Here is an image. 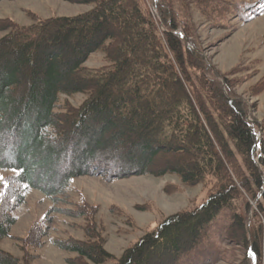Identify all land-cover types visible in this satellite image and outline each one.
Masks as SVG:
<instances>
[{
    "label": "trees",
    "instance_id": "1",
    "mask_svg": "<svg viewBox=\"0 0 264 264\" xmlns=\"http://www.w3.org/2000/svg\"><path fill=\"white\" fill-rule=\"evenodd\" d=\"M64 1L93 8L76 16H34L29 26L0 19V169L16 172L0 195V241L12 238L13 211L25 202L17 184L37 188L57 204L77 177L172 174L187 186L209 184L208 195L200 207L165 217L119 257L105 248L98 206L83 199L73 207L54 206L24 238H14L20 258L0 248V264H31L37 258L31 250L44 246L54 213L83 220L84 239L53 241L75 254L67 264H213L225 253V240L244 248L243 264H259L264 126L258 140L247 104L208 64L192 25L180 24L172 0L155 4L162 32L143 0ZM203 5L210 12L222 5L242 19L255 12L249 2ZM97 51L107 64L84 66ZM77 94L85 95L80 106L60 105L61 95ZM108 151L124 162L107 166L97 159ZM65 155L74 156L68 163L74 167L53 182ZM167 155L174 160L155 171V160ZM38 171L46 173L47 184ZM251 202L260 213L253 214L258 223L252 226Z\"/></svg>",
    "mask_w": 264,
    "mask_h": 264
},
{
    "label": "rangeland",
    "instance_id": "2",
    "mask_svg": "<svg viewBox=\"0 0 264 264\" xmlns=\"http://www.w3.org/2000/svg\"><path fill=\"white\" fill-rule=\"evenodd\" d=\"M143 1L162 32L155 5L157 0ZM207 1L210 0H172L180 24L187 20L192 25L201 53L206 57L208 64L220 73L222 82L224 79L229 80L233 96L247 104L248 120L257 122L259 127H256V131L258 139H261V129L264 126V0H232L253 5L255 12L247 13L244 19L229 9L224 11L222 5L211 12L206 9L204 11L202 7ZM92 8L93 5L74 4L64 0H2L0 19H10L20 26H29L33 23L34 16L40 19L76 16ZM4 34L0 32V38ZM106 64L103 52L97 51L90 56L84 66L96 69ZM223 92L228 94L225 86ZM84 99L85 95L82 94L61 95L60 105L69 102L78 107ZM108 152L105 155L100 153L97 159L107 163V166L110 161L114 164L117 160L123 161L118 152ZM73 158V155L63 157L62 163L55 169L56 177L53 182L72 170L74 166L68 163L72 162ZM174 158V155L158 157L154 170L156 171L164 162L173 161ZM15 174L13 170L0 169V177L4 178L0 181V195L5 179ZM38 174L46 184L49 182L46 173L38 171ZM15 186L22 190L25 202L13 211L17 222L11 231L12 238L0 241V248L20 258L22 252L14 238H24L30 227L42 221L51 207H73L81 199L98 206V221L104 230L105 248L119 257L127 247L147 231L155 228L165 217L200 207L207 199L210 185L202 183L187 186L178 176L172 174L165 176L147 174L115 180L86 175L73 179L65 195L60 196L61 202L57 204L37 188H29L23 184ZM243 196L238 201L240 210L244 208V199L248 198L246 194ZM251 205L253 212L250 211L248 215L250 226L258 223V219L253 215L258 212L255 202H251ZM258 215L260 216V213ZM82 225L81 219L54 213L53 220L48 226V235L44 239V246L31 250L37 256L31 264H67L66 259L74 257L75 254L57 248L53 241L69 237L84 239V233L80 229ZM220 245L225 253L213 264H243L246 256L244 248L229 240ZM259 264H264V259Z\"/></svg>",
    "mask_w": 264,
    "mask_h": 264
},
{
    "label": "snow or ice",
    "instance_id": "3",
    "mask_svg": "<svg viewBox=\"0 0 264 264\" xmlns=\"http://www.w3.org/2000/svg\"><path fill=\"white\" fill-rule=\"evenodd\" d=\"M4 178L3 177H0V181H2Z\"/></svg>",
    "mask_w": 264,
    "mask_h": 264
},
{
    "label": "water",
    "instance_id": "4",
    "mask_svg": "<svg viewBox=\"0 0 264 264\" xmlns=\"http://www.w3.org/2000/svg\"><path fill=\"white\" fill-rule=\"evenodd\" d=\"M258 140H260V139H258Z\"/></svg>",
    "mask_w": 264,
    "mask_h": 264
}]
</instances>
